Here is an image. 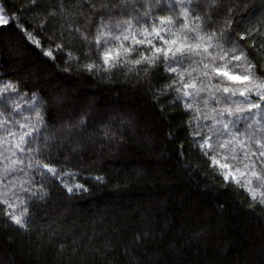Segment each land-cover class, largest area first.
<instances>
[{"label":"snow or ice","instance_id":"6c2138e0","mask_svg":"<svg viewBox=\"0 0 264 264\" xmlns=\"http://www.w3.org/2000/svg\"><path fill=\"white\" fill-rule=\"evenodd\" d=\"M9 28L58 71L56 62L63 58L67 79L33 81L38 72L20 77L17 71L10 73L16 79L0 78V221L5 225L28 232L56 188L70 197L91 191L79 182L83 171L68 167L83 162V145L122 150L127 137L142 132L144 117L131 107L102 105L66 86L74 72L109 83L117 72L124 83L134 79L163 120L168 108L179 106L181 117H188L182 125L186 139L209 168L225 187L232 184L248 197L250 211H264V3L26 0L13 7L11 0H0V49L8 47ZM167 136L176 143V133ZM184 151L181 143L178 155ZM90 179L107 184L111 178ZM210 231V225L202 226L191 239ZM152 235L151 222L145 221L133 234L131 250H123L129 264H151L132 253ZM58 236L50 233V239ZM94 254L102 253L96 248ZM154 259L164 261L162 255Z\"/></svg>","mask_w":264,"mask_h":264},{"label":"trees","instance_id":"16d2710c","mask_svg":"<svg viewBox=\"0 0 264 264\" xmlns=\"http://www.w3.org/2000/svg\"><path fill=\"white\" fill-rule=\"evenodd\" d=\"M254 2L259 6L264 0ZM22 3L26 0H11L13 7ZM7 32L8 47L0 49V78L16 79L10 73L17 71L20 77L38 72L33 81L53 76L67 79L63 58L56 62L58 71L13 29ZM67 50L78 54L72 47ZM112 80L74 72L66 86L95 97L102 105L131 107L144 117L142 132L127 137L128 145L122 150L100 151L92 142L83 145V162L78 168L68 167L83 171L79 182L91 191L70 197L56 188L28 232L0 221V264H129L123 250H131L133 234L143 230L145 221L151 222L153 235L132 253L142 262L146 256L156 264L154 257L162 255L161 264H264V211L259 207L250 211L248 197L232 184L225 187L209 168L186 139L182 125L188 117H181L179 106L168 108V118L163 120L134 79L124 83L123 74L117 72ZM169 132L176 133V143L168 139ZM181 143L183 156L178 155ZM97 175L111 179L94 184L90 177ZM209 225L205 238L191 239ZM52 232H58V238L50 239ZM96 248L102 254H94Z\"/></svg>","mask_w":264,"mask_h":264}]
</instances>
